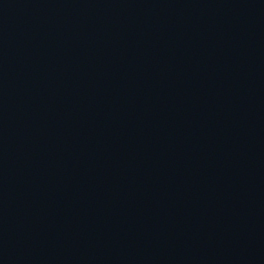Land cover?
Instances as JSON below:
<instances>
[{
	"label": "water",
	"instance_id": "95a60500",
	"mask_svg": "<svg viewBox=\"0 0 264 264\" xmlns=\"http://www.w3.org/2000/svg\"><path fill=\"white\" fill-rule=\"evenodd\" d=\"M0 264H264V0H0Z\"/></svg>",
	"mask_w": 264,
	"mask_h": 264
}]
</instances>
